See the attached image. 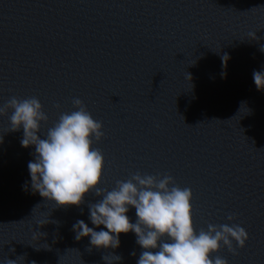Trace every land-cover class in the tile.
<instances>
[{"label":"water","instance_id":"1","mask_svg":"<svg viewBox=\"0 0 264 264\" xmlns=\"http://www.w3.org/2000/svg\"><path fill=\"white\" fill-rule=\"evenodd\" d=\"M261 48L264 0H0V105L38 97L46 131L80 98L103 123L94 140L101 187L135 172L170 174L192 190L197 230L229 214L247 230L236 254L222 246L213 255L264 264V91L253 80ZM10 115H0V260L112 264L115 254L113 264H137L132 232L116 249L75 239L77 220L95 227V193L65 207L31 190L34 146H21L22 128L9 131ZM128 215L135 222L134 207Z\"/></svg>","mask_w":264,"mask_h":264},{"label":"clouds","instance_id":"2","mask_svg":"<svg viewBox=\"0 0 264 264\" xmlns=\"http://www.w3.org/2000/svg\"><path fill=\"white\" fill-rule=\"evenodd\" d=\"M228 59L225 53V66ZM253 80L257 89L264 91V68L253 71ZM72 104L75 110L60 113L46 131H42V125L49 117L36 96H12L0 105V115L11 109L9 131L22 128L21 146H34V158L28 162L34 193L65 207L84 204L90 192L99 197L88 204V219L95 227L77 220L72 225L75 239L89 237L93 247L116 249L120 234L132 232L142 248L137 264H228L225 257L213 254L222 246L233 254L245 246L249 234L233 222V214L227 216L228 223H208L207 228L197 230L192 218V190L179 186L170 174L135 172L126 180H117L110 190L101 187L105 158L94 140L105 135L103 123L93 117L80 98H73ZM133 207L135 222L128 215ZM109 256L115 257L114 261L122 259L115 254ZM0 264H17V259L6 258Z\"/></svg>","mask_w":264,"mask_h":264},{"label":"snow or ice","instance_id":"3","mask_svg":"<svg viewBox=\"0 0 264 264\" xmlns=\"http://www.w3.org/2000/svg\"><path fill=\"white\" fill-rule=\"evenodd\" d=\"M245 246H246V244H245Z\"/></svg>","mask_w":264,"mask_h":264}]
</instances>
